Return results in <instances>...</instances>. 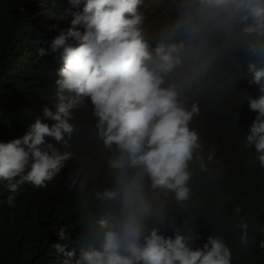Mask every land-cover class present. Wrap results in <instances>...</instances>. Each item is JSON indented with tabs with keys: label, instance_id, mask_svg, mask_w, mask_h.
<instances>
[{
	"label": "clouds",
	"instance_id": "1",
	"mask_svg": "<svg viewBox=\"0 0 264 264\" xmlns=\"http://www.w3.org/2000/svg\"><path fill=\"white\" fill-rule=\"evenodd\" d=\"M147 7L6 14L20 43L0 79V263L232 264L221 237L193 248L171 225L165 201L196 193L212 206L189 222L223 219L247 246L257 218L264 261V0H167L149 38Z\"/></svg>",
	"mask_w": 264,
	"mask_h": 264
},
{
	"label": "trees",
	"instance_id": "2",
	"mask_svg": "<svg viewBox=\"0 0 264 264\" xmlns=\"http://www.w3.org/2000/svg\"><path fill=\"white\" fill-rule=\"evenodd\" d=\"M30 0H0V79L4 80V75L2 72V65L4 59L7 57L9 52L20 43L18 38L12 36L6 26V14L8 23H13V21L24 15L22 7L29 8ZM204 183L208 182L207 178L203 179ZM234 186L229 183H222L218 194L223 196L228 195L233 191ZM210 198L207 195H200L198 193L194 194L189 202H178L175 199L166 200L165 203L168 207L171 225L178 226L183 232H179L182 235H192L199 234V239H194L190 241L193 248H202L203 244L207 241L209 236H219L221 237L232 253V264H264L262 260V251L260 249V227L262 223L253 217H249L245 221L248 224V238L249 243L247 246L241 242L242 229L232 231L229 229L227 223L222 219V223L215 227H205L204 225L198 224L194 221L192 224L189 222L188 210L191 207L201 206L207 207L212 206ZM79 207V206H76ZM72 208H68L70 211ZM205 211L209 209H204ZM49 213L55 214L59 219L64 216L62 212L48 209ZM79 224V225H78ZM76 226L81 231H89L88 222H78ZM175 233H169L166 237L171 236L174 238ZM0 264H11L9 262H4Z\"/></svg>",
	"mask_w": 264,
	"mask_h": 264
},
{
	"label": "rangeland",
	"instance_id": "3",
	"mask_svg": "<svg viewBox=\"0 0 264 264\" xmlns=\"http://www.w3.org/2000/svg\"><path fill=\"white\" fill-rule=\"evenodd\" d=\"M167 0H144L145 4L148 6L145 12L144 18V32L146 37H151L155 34V26H162L165 23V19L161 18L160 13L156 16V12L158 9L162 8L163 4L166 3Z\"/></svg>",
	"mask_w": 264,
	"mask_h": 264
}]
</instances>
